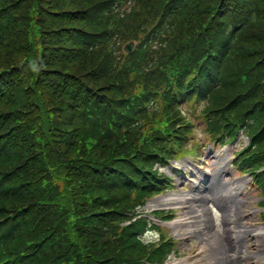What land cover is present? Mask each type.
<instances>
[{"label":"trees","instance_id":"1","mask_svg":"<svg viewBox=\"0 0 264 264\" xmlns=\"http://www.w3.org/2000/svg\"><path fill=\"white\" fill-rule=\"evenodd\" d=\"M125 1L0 0V264H118L111 211L192 135L176 97L264 140V0ZM114 34L155 42L111 56Z\"/></svg>","mask_w":264,"mask_h":264},{"label":"rangeland","instance_id":"2","mask_svg":"<svg viewBox=\"0 0 264 264\" xmlns=\"http://www.w3.org/2000/svg\"><path fill=\"white\" fill-rule=\"evenodd\" d=\"M233 151L232 146H209L201 157L177 162L176 188L145 208H175L183 223L172 225V231L181 233V252L168 264H264V218L259 216L264 207L258 205L264 198L251 186L250 176L234 171ZM167 173L173 176L170 169ZM193 178L204 179L207 187L193 188ZM167 195L177 199L164 201ZM216 249L222 258L215 259ZM229 256L234 258L228 261Z\"/></svg>","mask_w":264,"mask_h":264}]
</instances>
